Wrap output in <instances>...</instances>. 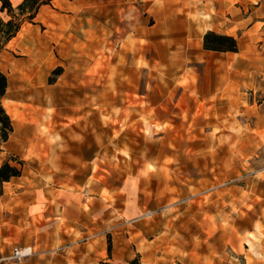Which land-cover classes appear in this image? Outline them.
Returning a JSON list of instances; mask_svg holds the SVG:
<instances>
[{"label": "rangeland", "instance_id": "rangeland-1", "mask_svg": "<svg viewBox=\"0 0 264 264\" xmlns=\"http://www.w3.org/2000/svg\"><path fill=\"white\" fill-rule=\"evenodd\" d=\"M83 1L43 7L0 53L20 115L0 167L22 170L0 257L264 264V0ZM209 31L238 51L205 50Z\"/></svg>", "mask_w": 264, "mask_h": 264}, {"label": "trees", "instance_id": "trees-1", "mask_svg": "<svg viewBox=\"0 0 264 264\" xmlns=\"http://www.w3.org/2000/svg\"><path fill=\"white\" fill-rule=\"evenodd\" d=\"M57 1L74 0H22L16 7L11 0H0L2 3L1 11L4 14L0 16V53L18 36L27 22H34L43 7L50 6ZM204 49L220 53L237 52L238 45L233 37L209 31L204 36ZM8 88V77L0 71V146L9 141L14 131L12 119L3 104ZM21 176L22 170L20 168L10 162L4 163L0 167V196L3 195V188L6 183ZM109 249L111 250V247ZM123 264H141V261L137 257Z\"/></svg>", "mask_w": 264, "mask_h": 264}, {"label": "built area", "instance_id": "built-area-1", "mask_svg": "<svg viewBox=\"0 0 264 264\" xmlns=\"http://www.w3.org/2000/svg\"><path fill=\"white\" fill-rule=\"evenodd\" d=\"M33 255L32 247L16 248L9 256L0 257V264H25Z\"/></svg>", "mask_w": 264, "mask_h": 264}, {"label": "crops", "instance_id": "crops-1", "mask_svg": "<svg viewBox=\"0 0 264 264\" xmlns=\"http://www.w3.org/2000/svg\"><path fill=\"white\" fill-rule=\"evenodd\" d=\"M12 1V0H11ZM22 0H20L19 1V3L21 2ZM57 2H61V1H57ZM13 3V2H12ZM18 3V4H19ZM17 4V5H18ZM13 5H14V3H13ZM16 5V6H17ZM15 6V5H14ZM15 6V7H16ZM1 8H2V3L0 2V16H3L4 14L2 13V11H1ZM228 53V52H227ZM13 179H17V178H13ZM19 179V178H18ZM10 184V183H9ZM48 202H50V205L48 206V208H47V205H46V211H48V210H50L51 212H57V210H56V208L55 207H51V203H52V200H51V198H48ZM33 207H35L34 205H33ZM32 208V207H31ZM55 209V210H54ZM52 228H55V226L54 225H52ZM33 248V247H32ZM86 258L89 260V262H87L86 264H94V263H96V259H94L92 256H89V254H87L86 255ZM91 262V263H90Z\"/></svg>", "mask_w": 264, "mask_h": 264}, {"label": "bare ground", "instance_id": "bare-ground-1", "mask_svg": "<svg viewBox=\"0 0 264 264\" xmlns=\"http://www.w3.org/2000/svg\"><path fill=\"white\" fill-rule=\"evenodd\" d=\"M83 2H85V0H84ZM115 99H116V98H115ZM116 102H120V103H121V102H123V101L121 100L120 97H117ZM134 104H137V101H136V100L134 101ZM5 108H7V112H8L9 115L13 116L16 120H19V118H20V115H19V114H15L13 111H11V110L8 108V106H7V107L5 106Z\"/></svg>", "mask_w": 264, "mask_h": 264}]
</instances>
